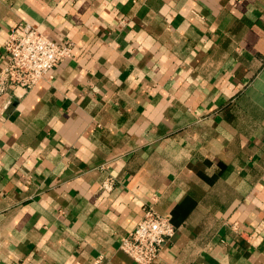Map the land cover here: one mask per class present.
<instances>
[{
    "label": "crops",
    "instance_id": "crops-1",
    "mask_svg": "<svg viewBox=\"0 0 264 264\" xmlns=\"http://www.w3.org/2000/svg\"><path fill=\"white\" fill-rule=\"evenodd\" d=\"M73 55L0 92V264H264V0H0ZM236 226V227H235Z\"/></svg>",
    "mask_w": 264,
    "mask_h": 264
},
{
    "label": "built area",
    "instance_id": "built-area-1",
    "mask_svg": "<svg viewBox=\"0 0 264 264\" xmlns=\"http://www.w3.org/2000/svg\"><path fill=\"white\" fill-rule=\"evenodd\" d=\"M3 46L9 60L0 73V92L31 89L44 79H53L55 67L72 57L74 45H60L32 23L20 22L12 28ZM175 233L170 217L149 208L136 227L121 239L119 248L137 264H152Z\"/></svg>",
    "mask_w": 264,
    "mask_h": 264
}]
</instances>
